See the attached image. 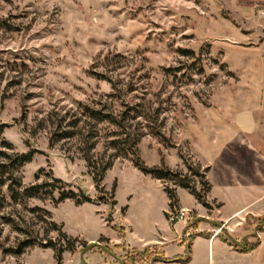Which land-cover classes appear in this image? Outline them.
Masks as SVG:
<instances>
[{"label": "rangeland", "instance_id": "obj_1", "mask_svg": "<svg viewBox=\"0 0 264 264\" xmlns=\"http://www.w3.org/2000/svg\"><path fill=\"white\" fill-rule=\"evenodd\" d=\"M256 79L264 80V0H0V124L6 125L1 139L15 152L36 151L17 170L22 186L54 178L66 184L16 201L5 186L0 188V264H121L129 246L141 237L151 239L164 218L170 223L201 220L195 210L178 204L169 209L164 188L176 195L180 188L172 180L143 174L128 159L114 160L100 192L76 152L75 139L50 145L56 115L116 91L119 101L149 102L160 111L163 136L141 138L140 160L147 167L181 172L202 192L187 164L199 172L207 167L201 158L211 157L212 145H221L230 97L256 94ZM212 180L213 195L221 197L213 175ZM69 190L101 200L57 202ZM179 197L184 204L194 202L186 189ZM206 197L208 205H201L209 214L220 204ZM224 202L230 207L229 200ZM43 211L73 245L59 259L55 250L68 240L49 229ZM181 211L182 218H174ZM243 217L231 233L260 240V264L264 228L258 224L264 215ZM45 233L57 242L56 249L43 246ZM32 237L42 241L14 252ZM91 242L97 245L90 247ZM145 249L160 254L153 246L140 251Z\"/></svg>", "mask_w": 264, "mask_h": 264}, {"label": "crops", "instance_id": "obj_2", "mask_svg": "<svg viewBox=\"0 0 264 264\" xmlns=\"http://www.w3.org/2000/svg\"><path fill=\"white\" fill-rule=\"evenodd\" d=\"M228 117L221 145H212L211 157L201 158L208 168L207 178L211 185L206 198L220 206L210 210L209 215L195 198L192 205L182 203L179 191L184 189L179 188V208L195 210L201 220L194 224L185 220L171 224L164 218L154 226L151 239L141 237L139 244L126 242L125 247L130 245L139 251L147 246L158 248L168 260L153 264H256L260 240L257 239L258 244L253 249L241 251V245L256 241L250 242L246 237L237 239L231 229L246 214L264 215V80L256 79V94L230 97ZM212 175L221 197L213 195ZM224 199L230 201V207H225ZM167 209L165 207L164 214ZM223 231L230 237H224ZM191 234L194 235L189 239ZM188 248V258L184 261ZM259 263L264 264V254L260 255Z\"/></svg>", "mask_w": 264, "mask_h": 264}, {"label": "trees", "instance_id": "obj_3", "mask_svg": "<svg viewBox=\"0 0 264 264\" xmlns=\"http://www.w3.org/2000/svg\"><path fill=\"white\" fill-rule=\"evenodd\" d=\"M118 92H112L94 101L92 104H79L76 111L67 112L65 115L58 116L51 121L52 130L50 133L49 143L53 145L61 141L76 140V152L81 159L84 160L87 168V173L91 176L96 189L102 192L100 183L107 170L111 168L113 162L117 158H124L131 160L133 165L138 168L143 174L150 175L162 182L172 180L175 185L182 189L189 191L191 195L202 205L207 206L205 196L209 192L211 185L205 178L206 167L202 172H199V167H193L187 164L189 171L198 176L203 186L202 192H197L181 172L172 171L165 166L147 167L139 158L138 144L144 135L150 134L153 136H163L160 130V124H157L158 115L160 113L158 108L152 107L149 102H136L129 104L125 101H119ZM6 125L0 124V146L7 150H0V188L6 187L10 199L16 201L21 198L37 197L40 194H51L55 188H63L66 186L60 179L54 178L51 183L44 181L39 184L24 187L17 176V170L26 163L32 161L35 150H29L25 153L15 152L12 144L1 139ZM99 144L102 145V151H97ZM10 151V152H9ZM59 184L60 187H55ZM168 197L169 209L177 207L178 198L174 190L167 187L164 188ZM65 199H72L76 204L84 202H98L91 199L82 190L75 193L71 190L62 191L57 202H62ZM114 201L110 205H114ZM126 210V207H123ZM47 215V224L49 229L58 231L61 237L67 238L68 244L66 246L60 245L56 249V243L49 239L45 233L44 240L46 243L43 246L55 248L56 257L59 259L64 250H73V245L69 242L70 238L61 231L59 225L50 221L48 212L43 211ZM166 216V214H165ZM173 224V222L171 223ZM264 228V219H261L258 224V229ZM48 230V228H47ZM47 232V231H46ZM194 234L189 236V239ZM76 241L77 239H71ZM42 241L38 237H32L22 242L15 253H21L22 249L34 243ZM84 242L80 243L83 244ZM85 244V243H84ZM83 244V245H84ZM258 244L255 243L243 244L239 248L241 251H249ZM82 245V246H83ZM90 247L97 245L95 242L88 243ZM104 251H107L105 249ZM189 248L186 256L183 258L187 260ZM176 259V258H175ZM168 260L160 253L155 255L153 251L145 249L138 251L134 248L127 250L126 254L121 260V264H149L152 261Z\"/></svg>", "mask_w": 264, "mask_h": 264}, {"label": "built area", "instance_id": "obj_4", "mask_svg": "<svg viewBox=\"0 0 264 264\" xmlns=\"http://www.w3.org/2000/svg\"><path fill=\"white\" fill-rule=\"evenodd\" d=\"M182 216H183V211H181L180 214L175 216L174 218H177V217L182 218Z\"/></svg>", "mask_w": 264, "mask_h": 264}]
</instances>
